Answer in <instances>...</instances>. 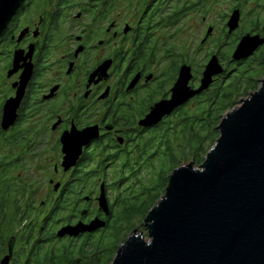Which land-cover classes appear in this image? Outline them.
I'll return each instance as SVG.
<instances>
[{"label": "flooded vegetation", "instance_id": "flooded-vegetation-1", "mask_svg": "<svg viewBox=\"0 0 264 264\" xmlns=\"http://www.w3.org/2000/svg\"><path fill=\"white\" fill-rule=\"evenodd\" d=\"M208 1L24 0L0 38V193L18 197L7 204L10 210L31 218L39 209L44 216L48 206L61 204L73 181L77 199L70 208L71 223L60 222L56 236L67 224H88L96 218L107 222L106 229L65 239L82 240L110 230L120 194L110 201L107 172L150 162L162 131L177 116L192 115L194 102L207 94L180 105L155 127L141 125L157 105L171 101L184 66L192 69L189 89L201 86L203 72H195L193 52H179L176 38L193 12H210ZM234 1L225 16L227 36L233 11H241L242 22V3L264 0ZM241 22L237 32L258 35L251 23L242 29ZM101 68L105 72L93 77ZM30 69L24 85L23 75ZM13 100L16 118L4 129L6 106ZM89 129L98 137L82 148L77 165L65 171L64 137ZM39 180L49 181L53 189L37 207L32 197L42 194L43 188L35 187H42ZM103 185L109 216L98 201ZM19 237L12 238L14 248Z\"/></svg>", "mask_w": 264, "mask_h": 264}, {"label": "water", "instance_id": "water-1", "mask_svg": "<svg viewBox=\"0 0 264 264\" xmlns=\"http://www.w3.org/2000/svg\"><path fill=\"white\" fill-rule=\"evenodd\" d=\"M23 2L0 0V38ZM240 22L241 11L237 9L228 20V36L238 31ZM213 30L209 29L203 44ZM262 47L264 38L244 35L232 53V62L248 61ZM104 72L101 68L93 77ZM225 72L219 57L212 56L201 86L191 90L192 69L184 66L171 101L157 105L141 125H159L177 107L208 91ZM31 75L32 69L23 75L22 84L26 85ZM12 102L15 100L6 106L4 129L16 118ZM219 131L220 137L202 166L188 163L169 176L165 196L145 221L148 238L143 234L129 236L112 264H264V79L258 90L223 117ZM96 133L89 129L64 137L65 171L77 165L82 148L98 137ZM98 201L100 210L109 216L105 185ZM106 227V221L96 218L88 224L67 225L57 236L77 239ZM13 256L14 243L0 264H11Z\"/></svg>", "mask_w": 264, "mask_h": 264}, {"label": "trees", "instance_id": "trees-1", "mask_svg": "<svg viewBox=\"0 0 264 264\" xmlns=\"http://www.w3.org/2000/svg\"><path fill=\"white\" fill-rule=\"evenodd\" d=\"M257 16L258 14L255 15L253 20H249V23L254 26L252 27L258 35L264 38V17L261 19ZM237 35L235 40H233L232 49L236 48L245 32H238ZM227 38L228 36L226 35ZM258 53L260 54L258 55ZM258 53L248 61L235 63L236 66L241 68L236 72L238 75L232 76L226 86L220 84L217 79L215 85H212L206 92V96L201 100L195 101L197 109L192 115L177 116L162 131V136L156 139L155 148H152V152L155 150L153 159L142 164L141 168L142 166L148 169L154 168V158L171 162L172 169L169 176L175 169L183 166L184 161L193 163L196 167L202 166L206 155L215 146L220 137L219 126L223 119V114L233 109L238 99L249 97L261 85L257 80L250 78V73L259 67H262L264 71V47ZM215 54L224 61L233 63L232 55L228 54L227 57L223 58L222 53L212 52L210 57ZM228 76L229 73L227 74L226 71L223 77L226 78ZM251 91L252 93L249 95ZM179 156L181 159H178ZM140 172L141 170L138 173ZM141 181L138 179V183L143 188H147L152 184L153 179L150 180L149 186L144 185ZM72 182L66 187L61 204L48 206L44 216L39 209H34L31 218L23 215L15 208L10 210V207H7V204L11 203L13 192H9L7 195L4 192L0 193V261L8 253L10 245L7 232L11 231L16 236L20 234L19 241L14 248L13 264H111L114 261L120 246L127 240L129 233L133 230L125 229L128 230L125 233L121 224L128 223L131 226L133 218L140 212V208H138V205H134L137 207L136 210L132 206L133 204H121L120 197L118 198V203L114 210L115 219L110 230L116 232L120 229L123 232L121 235L122 244L117 242L112 251L106 248L105 242L108 238L103 234L104 232L97 239V236H90L80 240L77 248L71 247L73 240H67L69 241L68 244L61 243L60 248L53 247L54 240L58 239L55 230L59 223H71L70 208L74 204V199H77L72 196L73 192L71 190L73 188L70 187ZM168 183L169 178L166 179L165 191L160 200L165 196ZM80 201L82 202L83 198ZM159 201L149 206L146 209V213H149ZM26 217L29 220L28 225H26ZM24 225L26 226L23 227ZM12 232L11 236H13Z\"/></svg>", "mask_w": 264, "mask_h": 264}, {"label": "rangeland", "instance_id": "rangeland-1", "mask_svg": "<svg viewBox=\"0 0 264 264\" xmlns=\"http://www.w3.org/2000/svg\"><path fill=\"white\" fill-rule=\"evenodd\" d=\"M235 5L234 0H209L208 1V8L209 13L203 14L202 12H193L190 17H188L186 20H184L181 23V28L183 31L179 32L177 38H176V44L179 48V52H185L187 49L191 50L193 52V64H194V70L195 72H204L205 66L208 64V61L210 60V54L212 52H218L222 53V57H227L229 54L230 56L233 53L232 49L233 47V40L239 35H237V31L232 35L228 36L226 39V33L223 32V28L225 25V16L229 15L231 13L232 8ZM264 1L259 2H246L242 3V7L244 10V18L242 20V29H246L249 26V20L252 19V17L258 14L257 17L263 18L264 17ZM205 18V20H204ZM212 26L214 28L213 34L210 36L209 41L202 46L201 42L205 39L208 27ZM237 35V36H236ZM185 46L186 48H183ZM219 47V48H218ZM187 50V51H188ZM259 52V51H258ZM257 52V53H258ZM260 53H258L259 55ZM217 55V54H215ZM220 59L221 64L226 69L227 74L229 73L228 77L220 76L218 77V81L220 84L227 85L231 77L238 75L236 72H238L239 66H236L235 63H228L227 61H224L223 59ZM261 61V60H260ZM250 78L252 80H257L259 84H261V81L264 79V71L262 67H259L254 72L250 73ZM252 93V91L249 93V95ZM248 97L240 98L236 101V105L233 109L239 107L241 105V102ZM196 102H194V108L193 113L196 111ZM228 110L223 114V117H225L228 112L232 111ZM178 159H181L180 156ZM155 167H151L150 169L145 168L142 166V168L139 166H131L130 169L127 168L122 170V166L111 168L107 173L109 174L108 184L112 186L110 191V201L113 202V200L116 199V197L120 194V201L121 204H133L132 206L134 208L137 207L134 205H138V208H140V212L133 218L132 225L129 226L128 223H122L121 227L125 229H133L131 233H129V236L131 235H137V234H143L146 238H148V230L146 228L145 221L148 217L149 213H146V209H148L149 206L153 205L154 203L158 202L160 198L163 196L165 191V182L166 179L169 178V173L172 169L171 162L168 161H160L159 158L154 160ZM189 162L184 161L182 165H185ZM52 168V167H51ZM139 168V169H138ZM141 170L140 173H138ZM52 171V170H51ZM124 176H120L119 173H122ZM129 172H132L131 174ZM138 179L142 180L141 182L144 185L150 184V180L153 179L152 184L147 187L143 188L141 184L138 183ZM38 183L41 184V188L38 186H35L37 189H42V194L35 195L33 198L34 202L36 203V206L40 205V202H43L48 197V194L52 191L53 187L49 185V181L39 180ZM146 193V195H144ZM16 198H12V201H15ZM117 205V204H116ZM46 209H44L45 211ZM12 232V231H11ZM11 232L8 233V240L9 245L12 241L13 236H15V233H13V236H11ZM128 230H125V233H127ZM123 232H121L120 229H118L116 232H113L111 230H106L103 234L106 235L108 238L105 242L106 248L110 251L114 249V247L117 245V242H121L122 244V235ZM100 235L96 237L99 238ZM128 239V238H127ZM63 241V242H61ZM61 241L54 240L53 247L60 248L61 243L68 244L69 241L67 239L63 238ZM80 244L79 240H74L71 243V247L74 246V248H77V246ZM113 263V262H112ZM111 263V264H112Z\"/></svg>", "mask_w": 264, "mask_h": 264}]
</instances>
